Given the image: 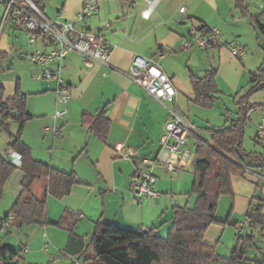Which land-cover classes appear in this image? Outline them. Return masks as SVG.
<instances>
[{
  "label": "crops",
  "instance_id": "0c3cea01",
  "mask_svg": "<svg viewBox=\"0 0 264 264\" xmlns=\"http://www.w3.org/2000/svg\"><path fill=\"white\" fill-rule=\"evenodd\" d=\"M153 2L156 3L150 17L144 19L142 12ZM2 5L4 11V3ZM82 5L83 0H64L62 10L58 11L59 15L53 21L59 18L75 20ZM182 7H185L184 13L180 12ZM258 24L264 28V0H99V11L77 27L99 34L110 42L112 52L109 66L94 63L87 67L78 52L69 53L61 65L55 62L51 64V69L60 70L62 79L70 88L71 99L67 104L66 116L54 119L57 109L55 80L34 78L38 82L37 88L27 91L20 79L13 82L0 76L4 101L13 98L18 87L27 95V112L31 117L24 125L22 141L31 149L34 159L61 172H74L80 180L69 195L61 199L49 196L47 220L55 225L65 212H70L78 222L75 234L84 237L86 243L87 234L93 233L99 221L134 229L155 227L161 236L168 234L175 209L193 207V201H196L195 196L190 195L194 180L193 163H181L175 173L156 168L155 189L160 196L146 198L141 202L136 200L130 182L139 171L147 170V166L141 163L142 159H154L160 155L161 137L169 114L158 101L134 83L127 73L135 56L158 60L177 90L178 112L196 127L194 113L202 107L195 104L193 78H201L208 70L215 69V81L221 94L218 84L221 72H224V77L235 88L242 70L238 66L240 73L235 76V73L228 74L222 68L224 58H230V66L237 64L229 51L186 49L185 40L192 38L193 32L201 28H216L224 41L244 46V56L248 57L251 52L261 49L260 44L264 43V40L259 41L257 35L259 32L264 38ZM8 32L0 37V42L3 41L0 49L1 65L10 59L13 52L20 54L22 60H28L31 52L27 54L19 42L20 36L27 33L11 26ZM37 48L43 52L50 50L49 46L42 44ZM256 53L259 69H264V54ZM217 59L219 67H216ZM242 66L245 68L246 62ZM102 112L109 122L103 138L97 136L91 127L92 119ZM55 124L61 127L62 136L55 137L46 130ZM19 129L18 123H10L12 136H16ZM196 137L201 138L199 135ZM10 141V135L0 131V155L7 157ZM116 146L136 150L138 158L120 157L115 151ZM196 146L197 142L192 151L188 141L187 149L195 157ZM248 175L255 178L252 174ZM23 176L22 170L16 168L7 181L3 183L0 180V188L3 189L0 220L8 215L15 199L21 194ZM256 194L257 189L247 188L245 215L251 203L257 204L261 198H257ZM235 210L233 205L227 217L229 224L212 225L204 235V242L215 247L216 252L223 257L230 255L241 233L240 227L245 226V218L243 221L238 220ZM78 214L83 215V218H78ZM244 228V233L248 232L246 226ZM256 230L259 231V235L256 231L257 246L251 249L257 250L260 258L255 256L254 259L262 263L264 242L260 237V228ZM7 233H2L0 246L8 245L3 240ZM45 234L48 237V233ZM68 239L69 234L65 240L67 244ZM65 249L64 261L55 263L52 258L51 262L75 264L71 257L79 255L68 253ZM25 253H28V249Z\"/></svg>",
  "mask_w": 264,
  "mask_h": 264
},
{
  "label": "trees",
  "instance_id": "16d2710c",
  "mask_svg": "<svg viewBox=\"0 0 264 264\" xmlns=\"http://www.w3.org/2000/svg\"><path fill=\"white\" fill-rule=\"evenodd\" d=\"M41 12L46 0H31ZM44 13V12H43ZM264 36V28L258 24ZM205 30V28H201ZM2 54H0L1 59ZM217 71L208 70L201 78H193L195 104L205 109H214L219 97L216 85ZM252 83H261L264 89V69L251 75ZM255 92L251 89L248 95ZM255 106L242 105L237 118L221 127H208L209 140L197 137L196 157L193 162L192 189L195 196L193 207H178L168 234L161 236L155 227L126 228L115 223L99 221L96 223L89 244L84 237L75 234L77 219L65 212L55 224L69 232L65 251L79 255L85 264H263L249 256V250L257 246L256 229L264 242V197L257 204L251 203L246 215L245 226L248 232L240 233L236 244L227 257L216 252L215 247L204 242L205 232L212 225H227L226 221L216 219L218 203L222 196L234 195L233 177L246 176L255 172L254 168L264 169V159L243 148L245 128L250 121L249 114ZM14 113V114H13ZM105 113L94 117L91 127L95 134L105 137L108 120ZM0 131L11 137L9 148L21 154L20 167L24 176L21 194L17 197L4 218L13 216L12 227L36 225L47 227L48 198L53 195L63 198L70 194L73 186L80 183L76 173H65L48 164L34 159L31 149L22 141L26 121L31 117L27 112V95L19 87L16 95L6 101L0 89ZM20 125L16 136L10 134V123ZM17 167L5 156L0 155V180L7 181ZM3 189L0 188V197ZM255 198H253V201ZM92 253L89 254V249ZM0 264L26 263L22 251H14L9 245L0 246ZM264 259V257H263Z\"/></svg>",
  "mask_w": 264,
  "mask_h": 264
},
{
  "label": "built area",
  "instance_id": "2783aa9c",
  "mask_svg": "<svg viewBox=\"0 0 264 264\" xmlns=\"http://www.w3.org/2000/svg\"><path fill=\"white\" fill-rule=\"evenodd\" d=\"M4 3V16L1 31L7 21L15 30H23L28 35V43L31 48L30 61L37 67L33 77L39 80H55L57 109L54 119L57 120L67 115V104L71 99L70 88L61 77L60 70L51 69L52 63L61 65L69 53L78 52L83 57V63L91 67L94 63L109 66L112 46L109 41L99 34L79 29L78 24L86 22L99 11V0H83V5L77 17L73 21H65L59 18L50 20L31 0H0ZM156 2L150 3V7L142 12V17L148 19ZM185 12V7L180 8ZM39 44L50 47L48 52H43L37 47ZM186 49L198 48L200 50L225 49L233 56L241 58L245 54V47L239 43H229L223 40L221 32L216 28L198 30L193 32L190 39L185 40ZM128 77L139 85L149 96L158 101L169 114L164 124V132L161 137V151L157 158H144L141 163L147 166V170L139 171L130 182V189L138 202L146 198H158L160 193L155 189L157 177L156 168H163L167 172L175 173L183 162L193 163L195 155L187 149L189 138L198 132L179 112L176 107L177 90L172 79L162 70L159 61L135 56L133 64L127 73ZM261 118L258 124L256 141L264 146V102L260 106ZM14 114V113H13ZM55 137L62 136V129L58 125L46 128ZM116 153L125 159H136L138 153L131 148L116 146ZM8 159L14 166L20 168L23 164L22 156L16 150L10 148ZM256 178L264 181V176L255 172H248ZM78 218L83 215L78 214ZM15 218L9 216L0 220V238L2 233L10 232ZM243 232V226L240 227ZM46 238L47 235H44ZM49 243L46 242L45 250L48 251ZM27 251V249L25 250ZM71 261L81 262L71 257Z\"/></svg>",
  "mask_w": 264,
  "mask_h": 264
},
{
  "label": "rangeland",
  "instance_id": "374dc122",
  "mask_svg": "<svg viewBox=\"0 0 264 264\" xmlns=\"http://www.w3.org/2000/svg\"><path fill=\"white\" fill-rule=\"evenodd\" d=\"M64 0H46L43 6V12L50 19L55 20L59 15L58 11L62 10ZM3 5L0 1V31L3 21ZM73 21V20H71ZM10 27V21H7L5 27L0 32V37L8 34ZM2 34V35H1ZM259 36V41H263L264 38L257 32ZM19 38V42L23 44L25 51L28 53L31 52L30 45L28 43V37L26 34H22ZM3 41L0 42V49L2 48ZM261 49L258 51H254L249 54L248 57L237 58L230 55L233 60L237 62L235 65L230 66V58L223 59L222 68L226 69V73L233 74L237 76L240 73V69L242 73L240 77L238 76V85L234 88L229 84V81L226 77H224V72H221V75L218 79L219 89L222 91L219 94V97L216 102V106L214 109H202L197 108L196 113H194V122L196 125V130L198 135L204 139L205 141L209 140L210 134L206 130L207 127H221L228 122L231 123L232 120L237 118L239 109L242 105H250L255 106L253 110L250 111L248 122L245 128L244 140H243V148L247 153H251L257 156H261L264 159V146L259 144L256 141L258 124L261 117L260 106L264 102V89H261V83H252L250 81L251 75L258 71L259 59L257 57V53L264 54V43L260 44ZM230 53V52H229ZM246 62V66L244 68L243 63ZM219 60L217 59V64L219 67ZM240 66V69L239 67ZM37 67L28 60H22V56L16 52H13L6 62H3L2 65L0 63V76L5 77L7 80L16 82L20 79L24 83V89L27 91H34L37 88L33 73L36 71ZM255 89V92L251 95H248L251 89ZM30 100L31 103L34 102L33 97ZM1 118V116H0ZM197 142V137L194 134L189 140V147L193 151L194 145ZM256 173L264 176V169L262 168H254ZM233 184L235 185V193L234 195H226L223 196L219 201V207L216 213V219L221 221H226L229 212L234 205L235 214L238 217V220L243 221L245 218V211L247 207V200H245V195L247 188H252L253 190L257 189L256 197H264V181L258 178H253L250 175L246 176H234ZM258 185V186H257ZM195 201H193L194 205ZM49 220V219H48ZM50 221V220H49ZM48 221V222H49ZM47 226L48 229L44 230L43 227H39L36 225L24 226L23 228L12 227L9 233L3 236V240L5 244L11 246L12 250L18 252L22 251V255L25 258L26 263L30 264H55L57 262L60 263L64 261L65 257L63 256V250L66 247V239L68 231L57 227L51 221ZM232 226H229L231 228ZM232 229V228H231ZM245 229V228H244ZM48 233V237L44 236L45 233ZM87 234V232H84ZM259 235V231H257ZM167 234L164 235V237ZM87 244L91 241L92 234H87ZM49 243L48 252L45 250L46 242ZM64 241V242H63ZM66 243V244H65ZM28 249V253H25V250ZM250 256L254 258L257 256L260 258L257 250L251 249ZM92 248L89 249V254L92 253ZM221 253V251L219 252ZM54 258V262H51V259ZM63 259V260H62ZM76 259H80L79 256ZM0 257V262H1ZM81 264H85L83 259L79 260ZM63 264V263H61ZM67 264V263H66ZM69 264V263H68ZM78 264V263H75Z\"/></svg>",
  "mask_w": 264,
  "mask_h": 264
},
{
  "label": "water",
  "instance_id": "95a60500",
  "mask_svg": "<svg viewBox=\"0 0 264 264\" xmlns=\"http://www.w3.org/2000/svg\"><path fill=\"white\" fill-rule=\"evenodd\" d=\"M5 159L9 161L8 157H5Z\"/></svg>",
  "mask_w": 264,
  "mask_h": 264
}]
</instances>
